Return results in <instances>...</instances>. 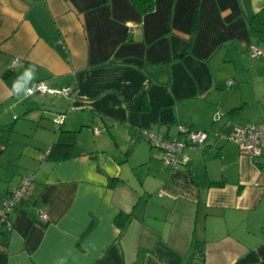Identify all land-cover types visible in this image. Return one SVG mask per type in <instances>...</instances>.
I'll use <instances>...</instances> for the list:
<instances>
[{
    "label": "crops",
    "instance_id": "obj_1",
    "mask_svg": "<svg viewBox=\"0 0 264 264\" xmlns=\"http://www.w3.org/2000/svg\"><path fill=\"white\" fill-rule=\"evenodd\" d=\"M263 7L154 0L140 14L130 0H0V136L14 123L10 142L0 139V197L34 176L12 229L0 230V264H264V158L208 137L172 169L138 135L196 129L264 98L242 89L264 76V41L250 26ZM29 67L31 84L71 94L9 95L2 73ZM53 142L73 143V154L41 159L34 149Z\"/></svg>",
    "mask_w": 264,
    "mask_h": 264
},
{
    "label": "built area",
    "instance_id": "obj_2",
    "mask_svg": "<svg viewBox=\"0 0 264 264\" xmlns=\"http://www.w3.org/2000/svg\"><path fill=\"white\" fill-rule=\"evenodd\" d=\"M251 56L258 57L261 51L256 46H251ZM231 83V81H228ZM33 93H43L50 95L69 96L72 92L70 86L56 87L48 85L44 81H38L34 85ZM63 116L55 120L56 124L62 123ZM218 139L230 140L237 145L238 152L249 155L253 158H264V123L247 122L234 125L229 134H222L215 131ZM209 132L207 130L194 129L185 123L176 125V134L171 136L157 135L145 132V135L152 146L160 150L163 154L162 159L166 164L171 165L172 169H177L185 163L189 155L187 151L194 148H201L206 145ZM33 184L32 176H22L17 183L5 195L0 197V230L10 231L12 223L9 220L10 210L16 206L18 201L24 198ZM38 218L47 221L45 209L37 211Z\"/></svg>",
    "mask_w": 264,
    "mask_h": 264
},
{
    "label": "trees",
    "instance_id": "obj_3",
    "mask_svg": "<svg viewBox=\"0 0 264 264\" xmlns=\"http://www.w3.org/2000/svg\"><path fill=\"white\" fill-rule=\"evenodd\" d=\"M130 1L132 2L134 7L136 8V10L140 14H147L154 9V0H130ZM250 26H251L252 31L255 34H257L261 40L264 41V7L261 8L258 12L254 13V15H252V17L250 19ZM192 38H193V36L190 37V42H191ZM186 51H188V49ZM1 77L12 88L13 82L17 80L19 75L17 72L13 71L12 69H7L2 73ZM36 82H38V81H36ZM36 82L32 83L30 86L34 85ZM36 94H43V93H36ZM32 95H35V93H33ZM53 96H58V95H53ZM140 108H141V110H145L148 108L147 103L144 101V99L141 101ZM232 112H234V110L230 111V113H232ZM56 125L60 126V123H58ZM13 130H14V123L10 124L8 127H6L4 129L2 135L0 136V139L4 143V145H6L10 142V139H11L10 137H11V134L13 133ZM73 148H74L73 143L53 142L51 145L47 146L42 151V155L40 158L41 159H49V160L66 159L73 154ZM28 175L33 177V183H34V176L32 174H26V175H22V176H28ZM11 188H9L6 191V193ZM6 193H4L3 195H5ZM129 218H130V214L121 212L119 215H117V222L120 223V225H123V223L125 221H127ZM38 220L40 222H42L43 224L47 222V221H42L39 218H38ZM241 260H244V258H241Z\"/></svg>",
    "mask_w": 264,
    "mask_h": 264
},
{
    "label": "rangeland",
    "instance_id": "obj_4",
    "mask_svg": "<svg viewBox=\"0 0 264 264\" xmlns=\"http://www.w3.org/2000/svg\"><path fill=\"white\" fill-rule=\"evenodd\" d=\"M252 59V57H250ZM255 59V58H253ZM263 79L264 76H255L253 79L251 80V78L247 79V81H249L248 83H246L244 86H242V89L245 90H249V91H253L256 93V91L261 92L264 90V83H263ZM256 99V100H255ZM256 102V103H255ZM249 108L244 110V111H239L238 116L236 113H232L230 115H224L223 113H217L215 114V116H212L209 118V120L206 122H203V124L201 126H196V129H200V130H207L209 132L208 137L209 139L211 138H217L215 136V131H217L219 129V125H221V128L219 129V132H223L224 130H227L228 126H233L234 121H238L239 118H241L242 120H244V123H247L248 121H252V122H263L264 123V98H254V100H250L248 102ZM195 110V109H194ZM196 110L198 112L203 113L204 109L203 107H196ZM195 110V111H196ZM241 112V113H240ZM195 114L190 115V117L192 118ZM237 116V117H236ZM228 117H231L232 119H229ZM227 121V122H226ZM63 122V121H62ZM225 122V124H224ZM241 122V123H243ZM195 123V122H194ZM148 131L146 128H139V134H141V136L145 137V132ZM30 135H17V140H25V141H31V137H28ZM146 138V137H145ZM208 139V138H207ZM133 140V139H132ZM146 142L148 144L149 150H150V154L153 155L154 153H157L159 150L156 148H152L150 146L149 141L146 139ZM151 148V149H150ZM35 151L42 153L43 150L39 151L38 149H34ZM12 169V168H11Z\"/></svg>",
    "mask_w": 264,
    "mask_h": 264
},
{
    "label": "clouds",
    "instance_id": "obj_5",
    "mask_svg": "<svg viewBox=\"0 0 264 264\" xmlns=\"http://www.w3.org/2000/svg\"><path fill=\"white\" fill-rule=\"evenodd\" d=\"M35 79V68L29 67L13 82L9 95H15L17 97L23 95L24 97L33 94L35 87L30 86L31 82Z\"/></svg>",
    "mask_w": 264,
    "mask_h": 264
}]
</instances>
